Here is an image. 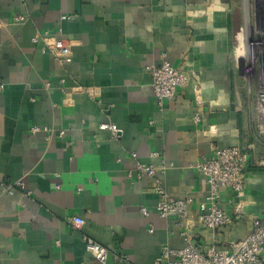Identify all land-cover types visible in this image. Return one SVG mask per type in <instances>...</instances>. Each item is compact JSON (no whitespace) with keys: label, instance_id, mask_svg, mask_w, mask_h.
<instances>
[{"label":"crops","instance_id":"0c3cea01","mask_svg":"<svg viewBox=\"0 0 264 264\" xmlns=\"http://www.w3.org/2000/svg\"><path fill=\"white\" fill-rule=\"evenodd\" d=\"M237 3L0 0V264H98L84 236L108 249L104 264H151L163 246H184L185 230L229 250L249 233L264 215V141L234 42ZM44 31L51 38L33 40ZM54 38L71 41L70 62L51 52ZM163 59L188 82L159 104L147 67ZM233 144L249 154L244 209L209 229L198 212L208 185L193 164ZM161 160L165 190L192 198L182 223L158 214L153 181L138 176L137 163ZM232 200L224 189L219 206L232 213Z\"/></svg>","mask_w":264,"mask_h":264},{"label":"built area","instance_id":"2783aa9c","mask_svg":"<svg viewBox=\"0 0 264 264\" xmlns=\"http://www.w3.org/2000/svg\"><path fill=\"white\" fill-rule=\"evenodd\" d=\"M66 17V15L62 16V18ZM23 18V15H17L14 19L19 21ZM48 35L49 33L44 31L35 35L33 40L46 39ZM257 44L255 39L245 42L246 65L243 70L246 74L255 70L253 59L257 54ZM49 48L59 61L63 63L71 61V41L69 39L54 38ZM261 65L260 61L255 115L259 121L260 137L264 141V67ZM147 70L151 75L153 94L159 104L164 100L173 99L176 89L188 82V75L171 65L166 59H163L159 65L148 66ZM196 118H198L197 115ZM99 128L108 129L113 138L120 137L122 132V129L112 122H101ZM42 129L49 130L46 126L32 125L30 127L33 133ZM248 159V151L239 144H233L226 147H214L211 157H202L193 164L208 185L207 195L198 204L199 219L206 228L218 229L228 226L241 216L245 205L242 197L245 185V165ZM167 167L168 164L164 160H161L158 165L152 163H137L136 165L138 176L145 175L153 181L152 190L157 195L155 209L158 214L164 218L175 216L179 223H182V219L188 215L192 198L188 195L175 197L165 190L161 176L164 175ZM17 184L22 186V181H17ZM224 189H229L233 193L231 203L234 210L232 213H228L219 206L220 195ZM141 211L145 215L148 214L146 206L141 207ZM73 220L77 225L84 222L81 217H74ZM182 234L185 241L184 246L180 248L163 246L160 254L151 264H264V215L252 218L249 233L234 241L231 250L215 244L204 248L200 244L193 243L186 230ZM84 242L86 250L94 261L104 264L108 257V249L87 236H84Z\"/></svg>","mask_w":264,"mask_h":264},{"label":"rangeland","instance_id":"374dc122","mask_svg":"<svg viewBox=\"0 0 264 264\" xmlns=\"http://www.w3.org/2000/svg\"><path fill=\"white\" fill-rule=\"evenodd\" d=\"M238 1L239 9H241V21L242 26L239 34L240 39L235 41V45L238 47L237 52L243 59L242 71L249 82L251 89L257 90L259 86V80L257 75L260 74V61L264 67V0H235ZM257 41L256 51L254 60L255 70L246 74L243 67L246 65V48L245 42L252 41L253 39Z\"/></svg>","mask_w":264,"mask_h":264}]
</instances>
